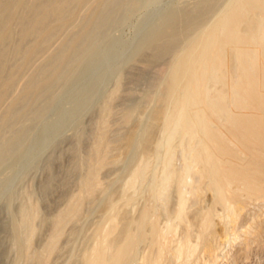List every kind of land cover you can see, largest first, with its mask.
I'll list each match as a JSON object with an SVG mask.
<instances>
[{
  "label": "bare ground",
  "instance_id": "bare-ground-1",
  "mask_svg": "<svg viewBox=\"0 0 264 264\" xmlns=\"http://www.w3.org/2000/svg\"><path fill=\"white\" fill-rule=\"evenodd\" d=\"M109 3L105 0H0V135L18 115L21 99L42 92L45 86L62 77L68 64L72 62L79 67L84 56L96 49L83 47L84 35L105 18ZM220 3L221 0H197L191 7L179 9L177 14L162 18L138 46L135 54H143L145 65L151 67L171 54L161 76L163 91L150 107L153 120L133 124L123 140L130 156L138 148L147 154L121 186L128 205L134 201L137 187L147 178L148 170L160 160V168L156 166L151 171L147 188V200L152 207L143 210L138 219H132L127 211L118 217V203L109 200L91 246L80 257L76 256L72 264H137L139 258V264H162L168 254L174 264H189L196 253L204 255L205 264H215L207 252L214 217L221 212L218 207L225 210L223 216L229 224H236L247 216L248 204L264 205V0ZM83 6L90 12L75 23ZM212 10L213 14L205 22ZM65 27H69V33L59 38V32ZM55 40L59 41L58 47L45 51ZM12 55L16 57L13 63ZM37 58L42 61L31 72L30 65ZM124 75L122 71L118 73L115 87L102 105L103 113L110 111V101L122 90ZM134 113L135 107L125 109L127 122H133ZM157 123L160 135L154 142ZM106 135L102 131L94 144L93 158L88 174L80 182V192L71 196L66 209L50 219L52 231L41 251L30 250L39 232L36 223L41 216L39 207L31 204L21 208L14 220V244L19 253L13 264H20L23 258L34 264H47L67 223L76 220L83 201L99 189V169L110 159ZM140 136H145L144 143ZM177 158L181 161L179 166L175 164ZM204 189L211 191V203L199 209L194 232L188 207L199 201L198 196ZM173 194L176 201L170 208ZM158 202L161 211L155 210ZM160 215L169 217L163 226L159 223ZM118 223H121L119 230ZM179 225L183 226L184 233L172 247L165 235L168 231L175 232ZM248 225L246 231L250 238L264 235L262 220ZM146 227L150 230V248L140 252Z\"/></svg>",
  "mask_w": 264,
  "mask_h": 264
},
{
  "label": "rangeland",
  "instance_id": "rangeland-1",
  "mask_svg": "<svg viewBox=\"0 0 264 264\" xmlns=\"http://www.w3.org/2000/svg\"><path fill=\"white\" fill-rule=\"evenodd\" d=\"M110 1L105 0L108 3ZM195 1L197 0H115L113 5L109 3L110 5L104 12L105 18L89 30L91 33L88 31L84 35L83 47H96V49L94 48L92 52H88L84 56L79 67H76V64L72 62L68 64L67 67L69 66L70 69L65 67L62 77L48 84L47 87L45 86L42 92L20 100L18 115L0 135V264H13L18 256L19 251L14 244L13 236L14 220L20 215V210L24 206L36 204L39 207L41 216L36 221L39 232L36 234L30 250L38 252L44 249L52 231L50 219L66 209L72 199L71 196L74 197L80 192V182L88 174L93 158V147H95L102 131L107 133L110 159L99 169V189L92 197H87L83 201L76 220L67 223L64 234L59 239L53 254L49 256L47 264H72L77 258L76 256L80 257L83 251L91 246L97 224L105 218L109 200L118 203L116 214L118 217L127 211L132 219H138L143 210L151 209L152 206L147 200V188L151 171L156 166L158 169L160 168V160L157 165L148 170L147 178L145 176L138 185L134 201L129 203V206L124 201L125 195L122 194L121 186L130 177L129 175L141 157L147 154L138 148L130 156L124 147L123 140L133 124L137 125L141 121L153 120L151 108L157 102V96L163 91L160 86L161 76L171 54L154 62L151 67L145 65L143 54L136 55L135 53L142 40L149 35L150 30L162 18L177 14L181 8L191 7L190 5ZM224 1L221 0L220 5ZM88 12L90 9L87 7H80L75 23H78ZM211 12L206 16L205 22L210 19L214 10ZM68 29L69 27L63 28L58 34L59 38L65 37L69 33ZM58 42V40L53 41L45 51L56 49ZM11 58L12 63L16 61L14 55ZM41 61V58L34 59V65L33 63L30 65L33 66V70L28 66L25 68V72H28L29 68L31 72L34 71ZM30 71L29 73H31ZM120 71L125 74V83L123 82L122 90L110 101V111L103 113L102 105L107 94L115 87ZM11 92H9V96L12 94ZM122 94L124 95L122 96ZM131 106L135 107L133 122H127L124 112L127 107ZM156 125L154 142L160 135L159 124ZM140 138H143L142 142L144 143L145 136H140ZM153 151L154 146L152 154ZM113 157L117 160L113 161L111 159ZM177 159L175 164L179 166L181 161ZM209 193H211L210 190L204 189L198 196L199 201L189 204L188 216L194 232L197 229L199 209L211 203V194ZM175 198V194H173L168 207L173 206ZM259 204V202L248 204L245 210L247 216H244L236 224H229L224 218L225 210L218 207V212H221L214 217L216 220H214L212 228L213 234L210 236L211 252L210 248L207 252L211 253L210 256L213 260L215 259V264H264V235L254 238L257 239L256 243V240L250 238L246 231L248 224L255 220L260 219L264 223V205ZM257 208L262 209L260 211ZM160 209L162 207L158 202L155 210ZM253 214L254 217H251ZM166 217L165 215L159 216L160 225L166 224L167 218H169ZM171 217L170 219H173ZM120 226L121 223H118V230ZM242 227H246L245 230ZM146 228L144 239L140 244V252L150 248V230L148 227ZM183 230V226L179 225L175 232L168 231L165 235L168 245L175 246L184 233ZM195 239L194 235V242ZM253 242L254 244H252ZM197 254H200V257H197ZM203 257L202 253H196L191 257L193 261L190 259L189 264H205L206 260L205 257L203 260ZM28 263L34 264L27 258H23L20 264ZM139 263L140 258L137 261V264ZM162 264H174L170 260L169 254L165 256Z\"/></svg>",
  "mask_w": 264,
  "mask_h": 264
}]
</instances>
